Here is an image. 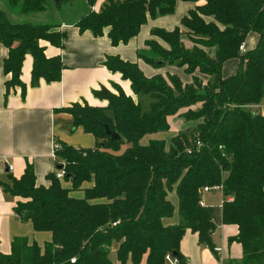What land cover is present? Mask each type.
Wrapping results in <instances>:
<instances>
[{"label": "trees", "instance_id": "16d2710c", "mask_svg": "<svg viewBox=\"0 0 264 264\" xmlns=\"http://www.w3.org/2000/svg\"><path fill=\"white\" fill-rule=\"evenodd\" d=\"M176 1L108 0L94 12L96 0H86L89 12L76 27L95 37L108 29L113 46L127 44L148 18L173 14ZM181 1L197 6L180 27L152 30L166 47L148 41L150 56L142 59L155 68L184 67L186 74L196 72L207 80L192 76L185 84L170 74L146 78L135 63L108 56L104 66L130 82L138 101L119 88L117 94L101 88L93 94L107 106L76 103L64 109L72 117L73 129L81 127L94 136L95 147L77 150L61 145L56 153V168L60 161L65 163L63 180L71 188L63 187L54 174L47 176L49 187H36L30 163L19 179L12 178L4 187L13 197L26 200L17 202L14 212L30 221L35 231L49 232L51 241L41 249L15 238L10 253L0 254V264H111L114 241L120 264H166L167 253L184 264L179 245L185 232L197 233L199 243L214 251L211 235L219 225L238 228L229 239L241 245L238 264H264V114L252 109L264 101V0ZM60 2L0 0V43L8 49L3 72L10 75L6 95L15 87L24 94L20 75L26 55L32 58L31 87L40 80L60 81L61 59L47 58L40 41L62 49L65 33L57 25L9 16L45 12ZM249 33L257 34L258 42L240 53ZM183 37L193 44L191 50ZM231 59L239 64L225 78L223 64ZM181 109H186L182 114L186 129L171 136L167 119ZM105 127L120 139L112 140ZM154 135L158 138L151 139ZM123 145L128 147L118 154ZM84 183L92 186L82 189L83 197L71 196ZM204 187L221 188L220 208L200 205ZM172 189L178 200V224L165 226L163 220L174 213L167 199Z\"/></svg>", "mask_w": 264, "mask_h": 264}, {"label": "crops", "instance_id": "0c3cea01", "mask_svg": "<svg viewBox=\"0 0 264 264\" xmlns=\"http://www.w3.org/2000/svg\"><path fill=\"white\" fill-rule=\"evenodd\" d=\"M108 0H96L92 11L98 12ZM65 10H61L64 4ZM197 4L177 0L174 13L167 16L148 18L138 35L132 38L127 44L113 46L107 37L108 29L101 37L93 36L89 31L81 33L76 27L78 21L85 17L89 8L85 0H62L58 7L52 6L46 10V16L52 13L53 23H49L45 16L40 24H51L59 26L58 31L65 33L66 39L63 48L58 49L48 42L40 41L47 58L60 57L64 66L61 72L60 81L46 83L40 80L37 87H31L32 58L26 55L21 67L20 80L26 87L24 94L20 87L10 90L6 95L5 83L10 75L3 72L4 60L8 57V49L0 43V254L8 255L11 251V243L15 238H23L28 245L35 243L43 249L45 243L51 241L49 232H37L30 221L22 220L15 212L19 197L4 190L10 185L12 178L19 179L25 171L27 163L33 166L36 187H49L51 181L48 175L54 174L56 161L52 156L53 142L62 146H69L73 149L85 150L95 147L96 140L93 135L86 133L83 128H72V117L64 111L73 104L89 105L92 107H105V100L97 99L93 92L105 88L113 94H117V88L137 102V96L133 94L128 80H123L119 73H112L106 69L104 62L108 56H117L122 61L135 63L146 78L157 75L165 77L167 74L177 76L183 83L192 82V76H198L203 81L207 77L194 73L186 74L184 67L174 65L155 68L146 63L142 57H149L148 41H156L166 47L162 41L155 38L152 30L172 31L180 27L181 20L190 11L196 8ZM39 14V13H36ZM25 16H16L10 13L14 21H25ZM40 14L44 15L43 12ZM73 15L72 20H67ZM37 24L38 22H29ZM182 42L187 49H192L193 44L183 37ZM258 42V35L249 33L245 40L244 50L249 51L255 48ZM239 64L238 59H231L223 64V77H229L235 73ZM256 112L264 114V102L253 106ZM186 112L181 109L177 115L168 117L169 134L176 136L186 129L182 117L179 115ZM173 122L174 126H173ZM158 138L154 135L150 137ZM148 140V139H147ZM145 140V142H147ZM65 188H71V184L61 181ZM92 183H84L81 190L89 188ZM216 191L209 192L214 194ZM221 194V191H217ZM74 193L71 192V196ZM207 194V193H206ZM205 195V194H204ZM203 196V195H202ZM77 198V197H75ZM203 201V198H202ZM178 202V200H177ZM220 203V202H219ZM204 204V202H203ZM204 206H206L204 204ZM221 205L218 204V208ZM165 226H176L177 222L164 219ZM238 233L236 225H219L211 235L214 251L203 246L198 241L197 233L187 230L181 239L179 252L184 264H238L242 258L241 245L236 242H229ZM234 262V263H233ZM111 264H120L116 258ZM127 264H131L129 261Z\"/></svg>", "mask_w": 264, "mask_h": 264}, {"label": "rangeland", "instance_id": "374dc122", "mask_svg": "<svg viewBox=\"0 0 264 264\" xmlns=\"http://www.w3.org/2000/svg\"><path fill=\"white\" fill-rule=\"evenodd\" d=\"M65 4L66 3H64L61 6V10H65V8H66ZM43 14L44 15H42L40 13L39 14H36L34 16L31 15L29 17H26L25 18V21L38 22L37 24H40L39 22H41L42 20H44V18H46V20L49 23H53L55 21V19L51 17L52 16V13L51 12H49L50 17L49 16H46V13L45 12H43ZM43 16H45V17L41 19V17H43ZM72 19H73V15L72 16L69 15L67 17V20H72ZM137 101H138V98H137ZM141 101H144V99H141ZM144 104H145V102H144ZM144 108H146V105L144 106ZM178 117H182V114L179 115ZM174 123L175 122H173V126H174ZM127 147H128L127 145L121 146L118 154L123 153ZM73 193H74L73 195L75 197H77V198H82L83 195H84V193L82 192V190L74 191ZM202 198H203L204 204L207 207H211V208H214V209H218V204L219 205L222 204V195L219 192H217V191L214 194H208V193L206 194V193H203ZM167 199L170 201L171 205L174 208V213H173V215H172V217L170 219L172 220V222L173 221L174 222H177V217H178V213H177L178 202H177V196H176L175 189H172L170 192H168ZM20 200H21V202H26V200L23 199V198H20ZM117 248H118L117 243L115 241L112 242L111 243V246H110V252H109V258H110V260H112L113 258H116V250H117Z\"/></svg>", "mask_w": 264, "mask_h": 264}, {"label": "built area", "instance_id": "2783aa9c", "mask_svg": "<svg viewBox=\"0 0 264 264\" xmlns=\"http://www.w3.org/2000/svg\"><path fill=\"white\" fill-rule=\"evenodd\" d=\"M239 52L240 53H244L245 52V50H244V44H242L241 46H239ZM197 147L198 148L201 147V144L199 142L197 143ZM60 149H61V145L58 144L57 142H53L52 156H53V158H54L55 161L57 159L56 153ZM59 164H60V167L55 169L54 178L57 179V180L62 181L64 179V177H65V174H66L65 173V163L62 162V161H60ZM220 190H221L220 187H213V188L204 187L202 189V191H201V197H202L203 193H209L211 191L213 192V191H220ZM200 205L201 206H204L202 199L200 201ZM164 260H165L166 264H180L179 260L176 257L172 256L170 253H167L165 255ZM74 262H75V259H72L71 260V263H74Z\"/></svg>", "mask_w": 264, "mask_h": 264}, {"label": "water", "instance_id": "95a60500", "mask_svg": "<svg viewBox=\"0 0 264 264\" xmlns=\"http://www.w3.org/2000/svg\"><path fill=\"white\" fill-rule=\"evenodd\" d=\"M60 1L62 0H55L56 4H58ZM105 131H106V134L110 136L112 140L118 141L120 139L119 135L110 132V130L107 127H105Z\"/></svg>", "mask_w": 264, "mask_h": 264}]
</instances>
